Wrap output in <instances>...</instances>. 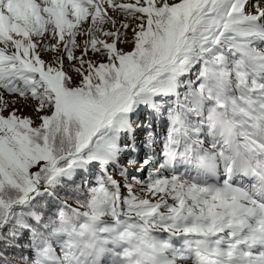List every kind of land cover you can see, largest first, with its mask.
Returning <instances> with one entry per match:
<instances>
[{
    "label": "snow or ice",
    "instance_id": "1",
    "mask_svg": "<svg viewBox=\"0 0 264 264\" xmlns=\"http://www.w3.org/2000/svg\"><path fill=\"white\" fill-rule=\"evenodd\" d=\"M0 264H264V0H0Z\"/></svg>",
    "mask_w": 264,
    "mask_h": 264
}]
</instances>
